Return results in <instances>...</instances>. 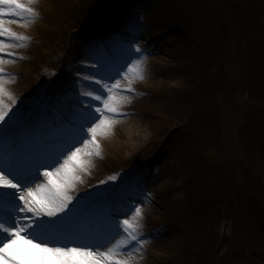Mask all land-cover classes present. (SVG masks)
Returning <instances> with one entry per match:
<instances>
[{"label": "rangeland", "instance_id": "obj_1", "mask_svg": "<svg viewBox=\"0 0 264 264\" xmlns=\"http://www.w3.org/2000/svg\"><path fill=\"white\" fill-rule=\"evenodd\" d=\"M52 1L33 0L30 6L38 15L27 27L11 22L20 20L19 17H4L7 27L30 38L23 48L11 47L6 52L0 53V56L6 60L14 61L0 65L5 69V79L12 81L7 83L6 87L14 97L27 94L26 91L30 89L36 77L35 60L41 58V53L50 52L49 39L50 34L53 33L52 26L64 25L65 18H60L63 13L60 15ZM160 1V5L144 6V10L141 1L136 3V9L132 12L149 14L152 19L157 16L153 21L144 20L141 25V19H138L135 24L145 26L151 35L160 33L167 27H162L159 22L161 21L159 7L163 6L162 15H167L174 23L188 30H193V22L189 20L190 15L196 16L206 25L205 33L196 35V41L192 40L190 44L181 43L178 47V43L173 39H167L166 44L163 45L155 43L153 38L147 35L144 37L148 39L143 38L140 46L135 44L126 47L134 51L132 58L134 56L135 61L143 60L144 79H133L134 91L131 92L123 88L131 77L121 80V93L128 97V102L120 105L122 114L116 117L115 121L123 124H115L107 136L98 137L101 155L89 158L91 168H95L92 169L93 174L101 177L113 171L118 165L126 166L135 156L146 154L148 147L151 149L158 144L157 154L150 161L144 178L140 180L143 186H148L147 190L150 193V200L148 199L146 204L147 212L143 213L139 220L138 234L144 243L141 246L133 241L132 244L136 247L130 245L118 257L129 259L131 264H168L173 254L167 253V249L173 250L177 259L181 260L187 256L186 250L199 251L200 245L203 246L194 235L186 236L183 242L181 240L176 242L173 241V237L168 239L156 237L149 232L147 226L154 225L156 221L160 222L165 210H168L172 217H176L170 211L173 205L183 203L185 200L184 179L189 176V172L186 171L187 163H191L194 168L205 170H209L208 168L222 170L226 166L230 168L235 165L237 176L242 166L247 171L245 176L248 182L255 185L258 181V184L264 185V149L253 147L250 140L249 144L245 143V147L240 140V138L246 140L241 132H245L248 127L251 135L262 132L260 128L262 125L254 127L256 121L264 124L262 115L264 0ZM21 2L28 4L29 0H21ZM116 4L118 6L120 3ZM56 21V24H52ZM122 23L131 24L129 20H123ZM213 35L216 41L211 45L208 40L213 39ZM107 36L116 38V34L111 31ZM117 37L123 39L118 35ZM0 39H4L6 43H15L7 37ZM149 39L154 41L149 45L151 47L147 45L150 44ZM137 47L141 49L140 52L136 51ZM14 51L18 54L8 55L9 52L14 53ZM199 51L205 54H200ZM202 55L204 58L200 57ZM87 62L88 59H85L83 63ZM78 71H87V75L93 74V71L84 67ZM69 82L73 88L72 92L76 91L78 94L82 92L81 85L85 83L82 77L81 81L71 77ZM169 96L174 99L172 102L168 99ZM3 100L9 105L6 96ZM57 100L53 105L59 107H65L70 102L78 103L68 92L58 94ZM69 109L79 117L84 116L82 112H76L72 106ZM38 112L40 111L36 110L34 114ZM10 118L8 114L4 121H0V134L4 130L2 126ZM191 119L193 123H190ZM186 122L190 124L188 128L182 126ZM129 129L138 130L135 138L128 136ZM206 137H212L210 142L212 139L213 141L225 139L223 150L227 156L224 155L222 148H209L207 141L201 139ZM165 145L167 148L163 149ZM208 158L217 162L208 164ZM170 165H179L178 172L174 173L170 170ZM199 173H201L200 169ZM85 175L86 172L81 173L82 182H76L72 192L83 183L86 179ZM108 196L109 199L105 202H103L104 198L101 202L99 199L95 201L106 205L111 200L110 194ZM215 220L216 223L218 222L215 226L218 242L222 237L228 240L222 250L223 253L227 250L228 256L223 257V261L216 258L212 264H248L250 259L242 258L237 252L239 244L236 242L239 239L234 233L231 221L220 215L216 216ZM201 227L202 225L198 226L196 230ZM261 231L264 232V228ZM119 233L116 241L125 235L122 226ZM217 254L219 257V252ZM189 262L191 264L193 259L191 258Z\"/></svg>", "mask_w": 264, "mask_h": 264}, {"label": "snow or ice", "instance_id": "obj_2", "mask_svg": "<svg viewBox=\"0 0 264 264\" xmlns=\"http://www.w3.org/2000/svg\"><path fill=\"white\" fill-rule=\"evenodd\" d=\"M32 2L0 0V37L19 42L6 43L0 39V53L11 47H23L30 39L7 27L4 17H19L20 20L11 22L27 27L38 15L30 6ZM136 51L140 52L141 49L137 47ZM8 55L14 56L15 53L9 52ZM10 62L14 61L0 56V65ZM4 73L5 69L0 67V121L5 120L11 108V105L4 103L3 97L7 96L15 102L14 95L6 87L12 81L6 80ZM124 76L131 79L123 88L128 92L134 91L132 80L144 79L143 60L129 64ZM110 79L112 76L109 74L101 79H96L95 73L83 77V81L88 82L81 85L87 89L83 96L91 98L83 101L86 105L83 122L74 134L64 139L42 160H13L7 166L0 162V264H131L129 259L118 257L130 245L136 247L133 241L143 245L144 241L138 234L143 211L136 206L134 212L129 209L132 212L130 219L113 225L117 234H120L118 229L122 226L125 235L107 251L96 250L95 243L69 246L74 241L69 240L68 236L75 231L83 203L81 197L72 195V190L76 182H82L81 173L88 170L89 158L101 155L98 137L107 136L112 131L115 118L122 114L120 105L128 102V97L121 93V82H105ZM77 144L80 146L76 147ZM41 175L44 181L30 187ZM84 196L89 194L85 193Z\"/></svg>", "mask_w": 264, "mask_h": 264}, {"label": "bare ground", "instance_id": "obj_3", "mask_svg": "<svg viewBox=\"0 0 264 264\" xmlns=\"http://www.w3.org/2000/svg\"><path fill=\"white\" fill-rule=\"evenodd\" d=\"M115 124H123L122 122H116L115 121ZM114 124V125H115ZM113 128H114V126H113ZM137 131L138 130H134V129H129L128 131H127V134H128V136L130 137V138H135L136 137V133H137Z\"/></svg>", "mask_w": 264, "mask_h": 264}, {"label": "trees", "instance_id": "obj_4", "mask_svg": "<svg viewBox=\"0 0 264 264\" xmlns=\"http://www.w3.org/2000/svg\"><path fill=\"white\" fill-rule=\"evenodd\" d=\"M185 95H187V94H185ZM188 96V95H187ZM203 117V116H202Z\"/></svg>", "mask_w": 264, "mask_h": 264}]
</instances>
